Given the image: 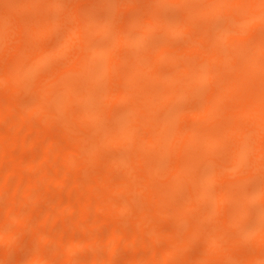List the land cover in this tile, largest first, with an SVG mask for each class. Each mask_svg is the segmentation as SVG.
<instances>
[{
  "label": "bare ground",
  "instance_id": "bare-ground-1",
  "mask_svg": "<svg viewBox=\"0 0 264 264\" xmlns=\"http://www.w3.org/2000/svg\"><path fill=\"white\" fill-rule=\"evenodd\" d=\"M0 90V261L264 264V0H0Z\"/></svg>",
  "mask_w": 264,
  "mask_h": 264
},
{
  "label": "rangeland",
  "instance_id": "rangeland-1",
  "mask_svg": "<svg viewBox=\"0 0 264 264\" xmlns=\"http://www.w3.org/2000/svg\"><path fill=\"white\" fill-rule=\"evenodd\" d=\"M102 38H103V40H101L102 42L107 41V39H108V35H105V36H103ZM52 64H54V63H52ZM1 90H2V89H1ZM1 90H0V92H1ZM20 92H21V91H20ZM21 93H22L23 95H21V94L19 93L18 96H20V95H21L20 97L23 96V100H22V98H20L19 101H17V102H18L17 105H18V107H19L20 109H22V107H24V104H21V102L24 101V98L26 99V101H25V102H26V105L30 103V100H29L28 98H26L27 95L24 94V92H21ZM4 94H5V93H4ZM25 95H26V96H25ZM1 96H2V95H1ZM24 96H25V97H24ZM2 98H3V97H2ZM0 99H1V98H0ZM20 100H21V101H20ZM28 101H29V102H28ZM20 104H21V105H20ZM187 105H188V104H187ZM0 126H2V125H0ZM46 126H47V125H46ZM3 127L5 128V125H3ZM3 127H1L0 129L4 130ZM42 127H44V125H42ZM47 127H48V126H47ZM59 127H60V126H59ZM108 127H109V126L107 125V128H108ZM49 128H50V127L45 128V129L47 130V129H49ZM52 128H53V127H52ZM104 128H105V127H104ZM107 128H106V129H107ZM45 129H44V130H45ZM50 129H51V128H50ZM44 130H43V131H44ZM51 130H52V129H51ZM51 130H50V131H51ZM54 130H55L57 133L59 132V130L57 131V128H53L52 131H54ZM47 131H48V130H47ZM50 133H51V132H50ZM48 134H49V133H48ZM42 135H43V134H42ZM51 135H52V133H51ZM53 135L55 136V132H54ZM53 135H52V136H53ZM45 136H46V138H47V135H45ZM45 136H44V137H45ZM57 136H58V135H57ZM46 138H45V139H46ZM44 141H45V140H44ZM46 141H47V140H46ZM35 148H36V147H35ZM36 149H37V148H36ZM115 151H116V152H117V151L119 152L120 150L112 149V150H110V151H106V152H108V153L111 152V153H114V154H115V153H116ZM35 153H36V151H35L34 149H32V148L30 149V148H29V149H27V150H25V151L23 152V156H22V157H23V158H25V157H31V156H33ZM108 153H107V154H108ZM111 153L108 154L110 157L112 156ZM120 153H121V151H120ZM17 154H18V153H17ZM18 155H20V152H19ZM108 155H107V156H108ZM20 156H21V155H20ZM24 156H25V157H24ZM71 159H74V158L71 157V158L69 159V161H68V159H67V160L65 159L66 161H64V159H62V160L60 161V164L57 163L58 166H57V165H56V166L58 167L59 171L61 170L62 173H63V172L65 173L67 170H69V169L72 167V163H71V162H73V160H71ZM9 161H10V160H9ZM54 164H56V162H55ZM52 165H53V164H51V166H52ZM92 165L94 166L95 164L92 163ZM51 166H50V167H51ZM57 167H56V169H57ZM49 170H50V169H49ZM50 171H51V170H50ZM59 171H58V172H59ZM53 173H54V172H53ZM118 175H119V174H118ZM118 178H119V176H118ZM45 184H46V183H45ZM45 184H44V185H45ZM38 187H39V186H38ZM45 188H46V187H45ZM37 189H38V188H36V190H37ZM40 189H41V188H40ZM40 189H39V191H40ZM36 190H34V191H36ZM44 190H45V189H44ZM36 192H38V191H36ZM41 192H42V191H41ZM42 193H43V192H42ZM42 193H41V197H42ZM64 193H65V191H64ZM33 194H34V193H32V195H33ZM36 194L39 195V192H38V193H35V196H36ZM56 194H57V193H56ZM61 194H62V193H61ZM65 194H67V193H65ZM38 195H37V196H38ZM57 195H58V194H57ZM59 195H60V194H59ZM37 196H36V197H34V195L31 196V198L28 199V202H30L31 205H32V204H35L36 206H38L39 202L36 203L35 201L38 199V197H40V195H39L38 197H37ZM65 196H66V195H65ZM32 197L37 198V199L35 200V199H33ZM62 197L65 198L64 195H62ZM68 197H69V196H68ZM58 198H60V197H58ZM32 199H33V200H32ZM39 199L41 200V198H39ZM67 199H68V198H67ZM5 200H6V199H5ZM58 200H59V199H58ZM61 200H62V199H61ZM0 201H1V200H0ZM2 201H4V200H2ZM63 201H64V200H63ZM138 201H139V199H138ZM140 201H142V203H143V200H142V199H141ZM140 201H139V202H140ZM41 202H42V200H41ZM6 203H7V201H6ZM4 204H5V202H4ZM138 204H139V203H137V201H136V203L134 204V206L136 207V205H138ZM140 204H141V202H140ZM0 205H1V204H0ZM27 205H29V203H26L25 209H23V210L25 211V213L27 212V211H26V207H27ZM2 206H3V205H1V207H2ZM20 206H21V205H20ZM22 206H23V205H22ZM22 206H21V207H22ZM33 206H34V205H33ZM3 207H4V206H3ZM29 207H30V206H29ZM137 207H138V208H136V209H137V210H138V209L140 210V208H142V207H144V206L141 207L140 205H138ZM139 207H140V208H139ZM19 208H20V207L17 206V207L15 208V212L20 211ZM31 208H32V207H30V209H31ZM2 209H3V208H2ZM27 209H28V208H27ZM30 209H29V210H30ZM23 210L21 209V212H20V213H22ZM35 210H36V209H35ZM141 210H142V209H141ZM143 210H144V209H143ZM33 211H34V210H33ZM18 213H19V212H18ZM99 216H100V215H99ZM99 216H98V218H99ZM131 216H132V215H131ZM68 217H70V219H68ZM101 217H103V216H101ZM128 217L131 218L130 216H125V215L122 216V217H120V218H117V220H119V221H118V222H119L118 224L120 225V224L122 223V225H123L122 228L124 227V225H125V226L128 225L129 220H130V219L128 220ZM98 218L96 219V221L98 220V222H96L97 224H98V223H101V222H99V221H101V219H102V218H101V219L99 218V219H100V220H99ZM132 218H133V216H132ZM134 218H135V217H134ZM71 219H72L71 216H65V220H66V221H69V220H71ZM103 219H104V221H105L106 218H103ZM120 219H122L123 221L120 220ZM127 220H128V221H127ZM106 221H107V223L110 222L109 225L111 226L112 223H111L110 219H106ZM114 221H115V220H114ZM124 221H125V222H128V223H125ZM130 221H131V220H130ZM62 222H63V221H62ZM62 222H61V223H62ZM102 222H103V221H102ZM112 222H113V220H112ZM165 222H166V221H164V224H165ZM167 222H168V221H167ZM167 222H166L165 225L163 224L164 226H162V224H161V226H162L163 228L165 227V228H164L165 230H166V228H167L168 231H169V227H170V224H171V223L168 222V223H170V224H168ZM67 223H69V222H67ZM115 223H117V221H116ZM123 223H124V224H123ZM162 223H163V221H162ZM97 224H96V225H97ZM113 224H114V222H113ZM129 224H130V223H129ZM57 225L60 227V225H59L58 223H56V226H57ZM102 225H103V224H102ZM115 225H117V224H115ZM159 225H160V224H159ZM56 226H55V227H56ZM103 226L106 227L105 224H104ZM171 226H172V224H171ZM36 227H37V226H36ZM41 227H42V226H41ZM52 227H54V226H52ZM61 227H62V226H61ZM63 227H64V226H63ZM98 227H99V226H98ZM117 227H118V225H117ZM119 227H120V226H119ZM119 227H118V228H119ZM162 227L159 226V228H162ZM46 228H47V227H46ZM48 228H49V226H48ZM56 228L60 230V228H58V227H56ZM56 228H55V229L53 228L54 230L51 229V232H54V231L56 230ZM163 228H162V230H164ZM29 229H30V228H29ZM29 229H28V227H27V229H25L26 231L23 230V234H22V238L24 239V240L22 239V240H23V241H22V245L25 246V247L21 246L22 248L20 247V248H19V249H20L19 251H17V250L14 251L13 248H12L11 246H8V247L6 246V250H7V251H6V252H7L6 256H7V255H8V256H7V258H6V257H4V255H3L4 259H2L3 261H0V263L4 262V264H13V263H15L17 260H20V261H18V262H19L18 264H20V262H21V264H22L23 261H27L26 259H29V257L32 256V251H34L35 248L38 247V245L36 244V243H37V241H36L37 238H34L31 242L29 241V239H28V237H30L29 234L32 233V231H28ZM31 229H33V228H31ZM37 229H39V228H37ZM102 229L104 230L103 227H102ZM107 229H108V228H105V230H107ZM170 229H171V228H170ZM45 230H47V229H45ZM37 231H41V229H39V230H35V232H37ZM160 231H161V229H160ZM33 232H34V231H33ZM35 232H34V233H35ZM51 232H50V233H51ZM55 232H56V231H55ZM55 232H54V233H55ZM76 232H77V233H76V234L74 233V234H75L76 236H78V238L81 237V239H82V237L85 236V235H83V233H80L79 231H76ZM165 232H166V231H165ZM21 233H22V232H21ZM51 234H52V233H51ZM56 234H57V232H56ZM84 234H85V233H84ZM163 234H166V233H163ZM163 234H161V236H162ZM70 235H71V234H70ZM31 236H32V238H33V234H32ZM73 236H74V235H73ZM34 237H37V236L35 235ZM74 237H75V236H74ZM162 237H163V238H162ZM162 237H159V238H161V239H158V240L155 241V242L157 243L158 246H161V245H162V246L165 247V246H167L169 243L167 242V241H168L167 239H164L165 235H163ZM20 239H21V238H20ZM20 239H18V240H20ZM76 239H77V238H76ZM148 239H150V238H148ZM148 239H147V240H148ZM34 240H35L36 242H35ZM20 242H21V241H20ZM32 242H35V243L32 244ZM198 242H199V241H198ZM38 243H39V242H38ZM159 243H160V244H159ZM19 244H20V243H19ZM42 244H43V243H42ZM42 244L40 243V245H42ZM0 245H2V244H0ZM8 245H10V244H8ZM44 245H45V246H44ZM193 245H194L193 248H195V251L198 252V248H199V246H198V245L196 246V244H193ZM3 246H4V244H3ZM42 246H44V247H45L44 250H47L48 252H49L50 250H54V249H52V246L54 247V243H52V242H46V243L43 244ZM10 247H11V248H10ZM7 248H10V250H12V251H14V252H11V253H10V252H9L10 250L7 249ZM50 248H51V249H50ZM120 248H123V249H124V247H120ZM161 248H163V247H161ZM189 248H190V247H189ZM21 249H22V250H21ZM49 249H50V250H49ZM123 249H122V250H123ZM127 249H128V248L125 249L126 252H124V250L121 251V252H120V255H122L121 253H124V254H123L124 256H125V254L130 255V254H128L129 252H127ZM196 249H197V250H196ZM1 250H2V249H1ZM39 250H40V248H39ZM39 250H38V251H39ZM44 250H42V251H40V252H43ZM120 250H121V249H120ZM120 250H119V251H120ZM193 250H194V249H193ZM47 251H46L47 254H49V253L51 252V251H50V252L48 253ZM89 251L91 252V250H89V249H87V251H86L85 249L78 250V252L76 251V252L73 254V255H75V257H74L75 260H74V261L79 263L78 260H80V262H81L82 260H84V261L89 260L88 257L90 258V255H91V253L93 252V251H92V252L90 253ZM117 251H118V250H117ZM128 251H129V250H128ZM185 251H187V250H185ZM191 251H192V249H191ZM195 251H194V252H195ZM36 252H37V249H36ZM36 252H35V253H36ZM53 252H54V251H53ZM53 252H52V253H53ZM188 252H189V250H188ZM188 252H187V253H188ZM192 252H193V251H192ZM196 252H195V253H196ZM0 253H2V251H0ZM8 253H10V254H8ZM95 253L98 254L99 251H98V253H97V252H95ZM185 253H186V252H185ZM190 253H191V252H190ZM33 254H34V252H33ZM47 254H46V255L44 254L45 257L47 256ZM118 254H119V253H118ZM118 254H116V255H115V254H114V255L111 254V256L108 257V258H111L112 260H115V262H116V260H117L118 258L120 259V257H121V256L118 257ZM193 254H194V253H193ZM1 255H2V254H1ZM40 255H41V254H40ZM42 255H43V254H42ZM44 255H43V256H44ZM54 255H55V254H54ZM100 255L103 256V255H105V253H103V252L100 251V254H98V256H100ZM184 255H186V254H184ZM187 255H188V254H187ZM187 255H186V257H187ZM49 256H50V255H49ZM71 256H72V255H71ZM91 256H93V254H92ZM106 256H109V255H106ZM106 256H103V257H105V259H107ZM124 256H123V257H124ZM189 256H190V255H189ZM189 256H188V257H189ZM191 256H192V255H191ZM1 257H2V256H1ZM3 257H2V258H3ZM47 257H48V256H47ZM52 257H54V256H52ZM100 257H101V256H100ZM117 257H118V258H117ZM180 257L182 258L181 255H180ZM188 257H187V258H188ZM193 257H194V256H193ZM41 258H43V257H40V262H41V260H42L41 264H43V262H46L45 259H47V258H43L44 260L41 259ZM121 258H122V257H121ZM128 258H129V257H128ZM5 259H6V260H5ZM49 259H50V258H49ZM49 259H48V260H49ZM103 259H104V258H103ZM189 259L191 260L192 258L190 257ZM0 260H1V259H0ZM21 260H22V261H21ZM173 260H174V259H173ZM175 260H176V258H175ZM175 260H174V263H172V264H178V263L180 264V263H182V262H183V263H186V262L188 261V259H187V261L185 262L184 259H183V261L181 260L182 262H180V261H179L180 259H179V260L177 259L176 261H179V262L176 263ZM185 260H186V259H185ZM90 261H91V260H90ZM119 261H121V260H119ZM171 261H172V260H171ZM47 262H48V261H47ZM38 263H39V260H38ZM38 263L36 262L35 264H38ZM2 264H3V263H2ZM39 264H40V263H39ZM46 264H47V263H46ZM48 264H53V263H49V262H48ZM168 264H169V263H168Z\"/></svg>",
  "mask_w": 264,
  "mask_h": 264
}]
</instances>
